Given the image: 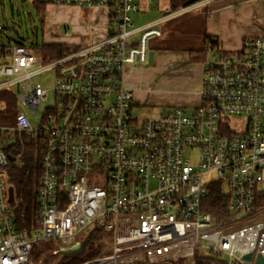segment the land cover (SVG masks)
Returning a JSON list of instances; mask_svg holds the SVG:
<instances>
[{"label": "built area", "instance_id": "1", "mask_svg": "<svg viewBox=\"0 0 264 264\" xmlns=\"http://www.w3.org/2000/svg\"><path fill=\"white\" fill-rule=\"evenodd\" d=\"M29 1L104 8L115 26L54 58L45 49L36 53L34 44L0 43V90L14 87L19 108L12 125L0 124V264H29L40 239L72 247L90 227L109 235L78 264L176 262L197 248L226 264H264V222L233 227L264 195V36L244 37L237 50L213 51L202 61L200 102L190 112L173 107L142 118L124 85L128 65L146 66L161 21L212 0L139 26L130 16L143 10L137 0ZM47 72L53 103L34 126L24 110L38 113L47 93L35 78ZM22 134L39 142L38 228L30 231L16 225L5 170L15 160L9 145ZM193 150L190 160L185 152ZM213 183L229 219L203 210Z\"/></svg>", "mask_w": 264, "mask_h": 264}, {"label": "rangeland", "instance_id": "2", "mask_svg": "<svg viewBox=\"0 0 264 264\" xmlns=\"http://www.w3.org/2000/svg\"><path fill=\"white\" fill-rule=\"evenodd\" d=\"M189 2L192 0H183ZM142 11L132 12L130 14L132 21L136 26L146 22L160 19L168 12H178L180 8L173 10L170 8V0H137ZM236 0H212L207 6L219 4L224 8L205 13V6L197 5L191 7L184 13H177L174 16L163 20L158 27L161 35L156 37V43L164 44L172 48L199 47L197 40L203 38L202 34L206 27L211 26L215 34L221 40L227 38L258 37L264 33V0H246L242 3H236ZM190 5V4H189ZM187 6V5H186ZM206 6V7H207ZM185 7V6H182ZM242 8V9H240ZM240 9V10H239ZM239 10V11H238ZM207 14V15H206ZM209 14H211L209 16ZM209 16V17H208ZM0 43H20L24 45H37L35 52L45 54L43 44L47 42H64L72 46H87L90 43L98 41L106 35L110 27L115 26V22L109 17L108 11L99 7H80L75 5H47L44 12L37 13L34 4L29 0L21 2L19 0H0ZM196 39L195 44L187 45L188 40ZM190 43V41H189ZM234 51V50H233ZM210 54H207L209 58ZM154 64V63H153ZM140 69L139 66L128 65L137 72L138 78L134 84V104L136 111L142 118L156 117L165 114L173 107H181L186 112H190L191 107L181 101L183 91L189 89V84L185 79L179 82L164 83L162 78L152 76V66ZM156 77V78H155ZM41 82L46 90L47 98L38 106V113L25 109V113L34 126L40 125L41 111L53 103L52 96V77L51 73H43L35 78ZM7 89L14 90V87ZM4 90V89H3ZM196 151L185 152V156L194 160ZM264 222V208L255 212L245 220L233 225L240 227L245 223ZM92 228L77 235L78 241L82 243L80 253L86 242V235ZM104 238V237H103ZM47 240L40 239L35 244H44ZM201 251L196 249V254L201 255ZM69 256H64L66 260ZM43 264H54L58 258L49 256L44 257ZM190 258H179V264H187ZM30 264H36L30 259Z\"/></svg>", "mask_w": 264, "mask_h": 264}, {"label": "trees", "instance_id": "3", "mask_svg": "<svg viewBox=\"0 0 264 264\" xmlns=\"http://www.w3.org/2000/svg\"><path fill=\"white\" fill-rule=\"evenodd\" d=\"M170 8L176 10L180 6H186L198 0L184 2L183 0H170ZM37 13H43L47 5L34 4ZM206 44L198 50H190V61H203L207 54L213 51L227 52L221 48L219 39L216 36H206ZM43 48L50 52L51 58L59 57L69 51L71 48H78V45H70L64 42H47ZM19 108L16 101V92L10 89L0 90V124L12 125L15 115ZM39 142L30 135L22 134L16 137L15 141L9 145V150L15 160L9 162L6 166V180L8 185L12 186L14 192V205L12 213L16 225L19 229L34 230L38 228L36 223L37 202L36 192L39 185L40 169L39 161ZM202 207L204 211L209 212L217 221L229 219L232 214L226 207V198L224 197L219 183H213L208 187V192L203 200ZM256 210L264 208V195H260L256 204ZM256 211V212H257ZM109 234L100 228H92L86 235L84 248L80 253H53L58 246L51 240L44 244H33L29 254L36 264H43L44 257L53 256L58 258L54 264H78L85 259L93 257L103 246L102 238ZM64 256H69L66 260ZM140 264H148L142 262ZM160 264H179L178 261H167ZM187 264H226L225 260L216 254H194Z\"/></svg>", "mask_w": 264, "mask_h": 264}, {"label": "crops", "instance_id": "4", "mask_svg": "<svg viewBox=\"0 0 264 264\" xmlns=\"http://www.w3.org/2000/svg\"><path fill=\"white\" fill-rule=\"evenodd\" d=\"M239 3H242L246 0H236ZM236 2V3H238ZM208 3L200 4L202 6H205L204 9L205 13L218 11L224 6L219 4H214L213 6H207ZM207 6V7H206ZM242 9V8H240ZM239 9V10H240ZM238 10V11H239ZM207 15V14H206ZM211 14H209L210 16ZM208 16V17H209ZM153 21V20H152ZM150 22V21H149ZM147 23V22H146ZM205 28L204 33L202 34L203 38L199 41L197 40V43H201L198 45L199 47H189V48H172V47H166L164 44L156 43L155 38L153 37L148 42V47L150 50L154 51V60H153V66L151 69L152 76H156L158 78H162L164 83L174 82V81H180L181 79H185L187 84H189V89H186L183 91V95L181 97V101L185 104H189L193 108L200 102V90L202 86V74H203V65L202 61H190L189 59V52L190 50H198L203 48V46L206 44V36H216L219 39L221 48L227 51H233L240 48L242 39L245 36H242L241 38L238 36L234 38H227L225 41L221 40L218 35L215 34H209V32H214L213 28L209 26ZM264 36V33H263ZM190 41V43H189ZM196 39L188 40L187 45L195 44ZM207 58V57H206ZM149 66V65H148ZM148 66H139L140 69L147 68ZM135 67V66H134ZM155 77V78H156ZM138 78L137 72L132 70V67L127 68L125 74L123 75L124 85L129 88L134 95V84L135 80Z\"/></svg>", "mask_w": 264, "mask_h": 264}, {"label": "water", "instance_id": "5", "mask_svg": "<svg viewBox=\"0 0 264 264\" xmlns=\"http://www.w3.org/2000/svg\"><path fill=\"white\" fill-rule=\"evenodd\" d=\"M153 60H154V51L153 50H149L148 51V59H147L146 66L152 64ZM10 160H12V158H10ZM8 200H9L10 205L14 204V192H13L12 186L8 187ZM81 246H82V243L79 242L76 245H74L72 247H69V248L68 247H60L58 249V252H61V253L74 252V251L79 250L81 248ZM250 257H251V253H247V254H245L243 256V258L246 259V260H249ZM257 261L260 262V263H263V260H262L260 255H257Z\"/></svg>", "mask_w": 264, "mask_h": 264}]
</instances>
